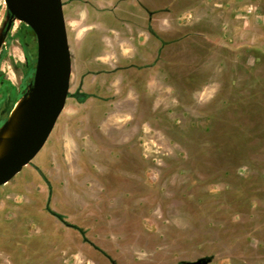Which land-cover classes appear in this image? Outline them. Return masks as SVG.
<instances>
[{
    "label": "rangeland",
    "instance_id": "1",
    "mask_svg": "<svg viewBox=\"0 0 264 264\" xmlns=\"http://www.w3.org/2000/svg\"><path fill=\"white\" fill-rule=\"evenodd\" d=\"M66 106L0 187V264H264V0H62ZM0 0V126L37 41Z\"/></svg>",
    "mask_w": 264,
    "mask_h": 264
},
{
    "label": "water",
    "instance_id": "2",
    "mask_svg": "<svg viewBox=\"0 0 264 264\" xmlns=\"http://www.w3.org/2000/svg\"><path fill=\"white\" fill-rule=\"evenodd\" d=\"M5 1L11 14L9 26L18 19L34 32L37 63L26 130L0 163V187L21 173L44 148L66 106L72 76L63 1Z\"/></svg>",
    "mask_w": 264,
    "mask_h": 264
},
{
    "label": "bare ground",
    "instance_id": "3",
    "mask_svg": "<svg viewBox=\"0 0 264 264\" xmlns=\"http://www.w3.org/2000/svg\"><path fill=\"white\" fill-rule=\"evenodd\" d=\"M6 4V1L4 2ZM20 21V20H19ZM31 92L21 96L15 103L6 123L0 128V163L11 153L26 130Z\"/></svg>",
    "mask_w": 264,
    "mask_h": 264
},
{
    "label": "trees",
    "instance_id": "4",
    "mask_svg": "<svg viewBox=\"0 0 264 264\" xmlns=\"http://www.w3.org/2000/svg\"><path fill=\"white\" fill-rule=\"evenodd\" d=\"M29 30H30L31 33H33V36H31V37H24V43H25V45L27 47L28 53L29 54H34L35 42L37 40H36V36H35L34 32L32 31V29L29 28ZM12 108H13V104L9 105L7 111L5 112V115L4 116L1 115L5 119V121L8 120V118H9L8 117V114H9V112H10V110Z\"/></svg>",
    "mask_w": 264,
    "mask_h": 264
},
{
    "label": "flooded vegetation",
    "instance_id": "5",
    "mask_svg": "<svg viewBox=\"0 0 264 264\" xmlns=\"http://www.w3.org/2000/svg\"><path fill=\"white\" fill-rule=\"evenodd\" d=\"M19 98H20V97H19ZM19 98H18V99H19ZM18 99H17V100H18ZM17 100H16V101H17ZM16 101L13 103V107H14ZM12 110H13V108L10 110L9 114L12 112ZM9 114H8V117H9ZM6 122H7V121H5L4 123H6ZM4 123L2 124V126L4 125ZM2 126H0V128H1Z\"/></svg>",
    "mask_w": 264,
    "mask_h": 264
}]
</instances>
